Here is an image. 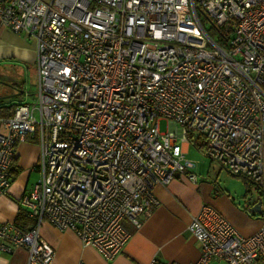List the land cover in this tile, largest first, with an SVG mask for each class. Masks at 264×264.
<instances>
[{
	"label": "built area",
	"instance_id": "built-area-1",
	"mask_svg": "<svg viewBox=\"0 0 264 264\" xmlns=\"http://www.w3.org/2000/svg\"><path fill=\"white\" fill-rule=\"evenodd\" d=\"M0 25L35 39L38 77L31 99L0 118V196L17 144L39 143L38 177L18 198L27 223L0 221V254L23 247L26 264H53L39 233L48 223L111 260L126 222L139 227L158 203L155 185L176 172L197 181L192 131L256 189L261 226L244 236L202 205L187 225L198 258L147 264H264V0H0Z\"/></svg>",
	"mask_w": 264,
	"mask_h": 264
},
{
	"label": "crops",
	"instance_id": "crops-1",
	"mask_svg": "<svg viewBox=\"0 0 264 264\" xmlns=\"http://www.w3.org/2000/svg\"><path fill=\"white\" fill-rule=\"evenodd\" d=\"M0 65L15 66L22 71V77L3 73L2 77L0 75L1 79L9 81L6 85L10 88L5 94L0 93V105L11 102L17 104L24 98V87L31 68L35 71L37 85L35 39L0 25ZM184 147L187 156L189 143L185 142ZM38 158L39 143L36 134H30L16 146L11 166V185L8 193L0 196L1 222L15 221L19 214H25L18 205V198L32 183L31 175L38 174ZM192 160L197 162V159ZM197 177V181L192 182L182 173L176 172L168 184L155 185L153 194L158 203L139 227L135 228L126 222L130 237L121 252L111 260L103 259L91 245L83 244L73 231L59 230L48 223H42L39 233L54 248L53 264H77L79 261L84 264H147L152 257L163 262L191 263L198 258L200 245L187 230V225L202 205L215 208L244 236L259 229L261 214L249 210L258 200L259 194L255 188L256 195L251 194L249 187L252 184L249 181L241 176L246 186L236 197L227 189L217 191L214 183L207 178ZM26 262L27 251L23 247L9 254H0V264Z\"/></svg>",
	"mask_w": 264,
	"mask_h": 264
},
{
	"label": "rangeland",
	"instance_id": "rangeland-1",
	"mask_svg": "<svg viewBox=\"0 0 264 264\" xmlns=\"http://www.w3.org/2000/svg\"><path fill=\"white\" fill-rule=\"evenodd\" d=\"M199 17L203 27L209 33V35L218 43L221 40L220 30H217L210 21L200 12ZM35 71H29V76L27 77L26 85L24 87V99L30 100L31 94L35 92L36 88V75ZM2 73L6 75H14L22 77V71L15 66H6L0 65V75ZM9 81L0 78V93L5 94V91H10L8 88ZM168 127V121L161 119L159 121V130L164 131ZM187 157L190 159H197L195 162L194 170L199 176L207 178L210 182L214 183L215 189L217 191H222L224 189L229 190L234 196H239L241 192L244 191L246 184L241 176L230 173L228 170L222 168L218 163L210 160L205 154L198 151L194 146H190ZM38 174L33 173L30 177V182H33L37 179ZM250 192L253 196L256 195L254 187H249Z\"/></svg>",
	"mask_w": 264,
	"mask_h": 264
},
{
	"label": "trees",
	"instance_id": "trees-1",
	"mask_svg": "<svg viewBox=\"0 0 264 264\" xmlns=\"http://www.w3.org/2000/svg\"><path fill=\"white\" fill-rule=\"evenodd\" d=\"M16 105L15 102H11L8 104H1L0 105V117H7L13 113L14 106ZM187 141L189 145L194 146L198 151L204 154V139L201 134L197 132L188 131L186 134ZM25 215V214H24ZM22 213L18 215L17 220L15 222L21 226H25L27 223V218ZM23 217V220H20Z\"/></svg>",
	"mask_w": 264,
	"mask_h": 264
},
{
	"label": "water",
	"instance_id": "water-1",
	"mask_svg": "<svg viewBox=\"0 0 264 264\" xmlns=\"http://www.w3.org/2000/svg\"><path fill=\"white\" fill-rule=\"evenodd\" d=\"M198 11L200 13H202L210 21V23L212 24V26H214L215 28H217L213 24V22L209 19V17H207V15L201 9L198 8ZM249 210L252 211V212H254V213L261 214L260 200L258 199L251 207H249Z\"/></svg>",
	"mask_w": 264,
	"mask_h": 264
}]
</instances>
